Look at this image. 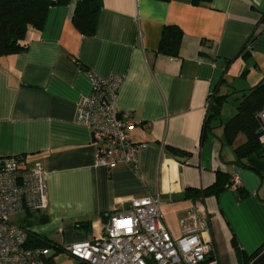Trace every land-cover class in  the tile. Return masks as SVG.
Wrapping results in <instances>:
<instances>
[{"label":"crops","instance_id":"crops-1","mask_svg":"<svg viewBox=\"0 0 264 264\" xmlns=\"http://www.w3.org/2000/svg\"><path fill=\"white\" fill-rule=\"evenodd\" d=\"M78 1L51 6L42 29H29L25 50L0 56V157L41 161L47 171V208L21 222L63 245L97 234L128 201L159 195L179 234L194 201L186 190L211 186L219 173L229 182L237 175L238 188L204 197L206 237L222 264H250L247 257L264 245V156L238 160L244 135L231 144L225 118L206 133L204 123L212 95L264 79V0H102L93 34L74 21ZM166 25L183 32L177 56L159 51ZM92 74L122 77L118 107L131 113L132 138L144 144L137 167L97 164L92 133L77 121ZM238 77L248 84L237 89Z\"/></svg>","mask_w":264,"mask_h":264},{"label":"built area","instance_id":"built-area-1","mask_svg":"<svg viewBox=\"0 0 264 264\" xmlns=\"http://www.w3.org/2000/svg\"><path fill=\"white\" fill-rule=\"evenodd\" d=\"M92 91L78 105L77 121L87 126L97 151V164L138 166L132 131L137 122L129 111L118 107L122 77L93 75ZM260 119V143L264 149V107ZM47 171L41 161L29 162L19 155L0 157V264H43L52 251L27 245L29 228L12 216L43 211L48 206ZM241 185L239 176L231 186ZM112 213L92 237L65 243L62 251L91 264H222L218 247L206 234L210 214L205 198L194 199L187 214L179 219V234L163 217L158 196L128 201Z\"/></svg>","mask_w":264,"mask_h":264},{"label":"trees","instance_id":"trees-1","mask_svg":"<svg viewBox=\"0 0 264 264\" xmlns=\"http://www.w3.org/2000/svg\"><path fill=\"white\" fill-rule=\"evenodd\" d=\"M69 1L70 0H0V56L25 50L28 47L26 36L29 29H42L49 8L57 4H66ZM210 1L211 0H192L196 5ZM101 2L102 0H79L77 2L74 12V21L82 33L93 34L96 31ZM261 22L264 23V15ZM254 34L255 31L250 39L253 38ZM182 37L183 32L180 27L177 25H166L160 40L159 51L177 56L182 43ZM247 72L248 70L244 69L242 75L247 74ZM228 97L229 94H215L210 97V113L204 123V133L210 130V126L213 122L221 119L222 109ZM263 107L264 79L257 85L242 91V95L237 99L236 113L223 124L225 139L229 143L234 144L240 134L245 137L244 141L235 147L238 160L254 153L264 156V149L259 139L260 119L258 117ZM228 178L229 176L227 174L219 173L216 182L205 189L188 188L186 190V197L197 199L210 194L219 195L231 186V182H229ZM29 231L28 246L48 247L52 250L50 254L45 257L43 264H59L56 257L61 253L62 245L55 244L46 238L34 234L30 228ZM263 250L264 245L247 258L252 261ZM76 264L91 263L78 259Z\"/></svg>","mask_w":264,"mask_h":264},{"label":"rangeland","instance_id":"rangeland-1","mask_svg":"<svg viewBox=\"0 0 264 264\" xmlns=\"http://www.w3.org/2000/svg\"><path fill=\"white\" fill-rule=\"evenodd\" d=\"M240 77H238L237 82H236V86L237 89L241 88L239 87L240 84L246 83L248 84L244 78L239 79ZM249 84L246 85L247 87H251V86H255L258 83H256L255 85H252L254 83V81H252V77L249 79ZM243 90L239 91V92H232L229 97L228 100L224 103L223 106V111H222V118H225V120H229L237 111V98H239L241 96V92ZM26 215V214H17V215H13L12 218L17 222L20 223L22 221V217ZM57 262L59 264H76L77 260L76 258L70 256L69 254H67L66 252H61L57 255L56 257Z\"/></svg>","mask_w":264,"mask_h":264},{"label":"water","instance_id":"water-1","mask_svg":"<svg viewBox=\"0 0 264 264\" xmlns=\"http://www.w3.org/2000/svg\"><path fill=\"white\" fill-rule=\"evenodd\" d=\"M250 264H264V250L257 255Z\"/></svg>","mask_w":264,"mask_h":264}]
</instances>
